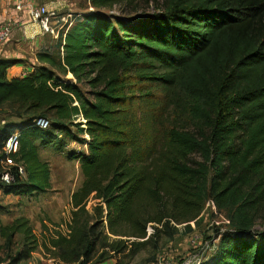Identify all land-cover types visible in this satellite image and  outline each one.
Listing matches in <instances>:
<instances>
[{
    "label": "trees",
    "instance_id": "obj_1",
    "mask_svg": "<svg viewBox=\"0 0 264 264\" xmlns=\"http://www.w3.org/2000/svg\"><path fill=\"white\" fill-rule=\"evenodd\" d=\"M140 1L89 0L92 11L23 77L9 78L22 60L0 58V110L8 104L20 119L0 128V193L46 191L47 175L35 182L26 170L43 167L40 147L64 137L87 145L70 153L83 182L69 217L42 222L39 235L27 217L0 221V264L37 252L40 264H122L154 238L149 226L191 230L209 201L229 230L201 264H264V231L254 230L264 213V0H163L127 17ZM115 7L122 17L107 15ZM14 134L25 176L12 167L5 184Z\"/></svg>",
    "mask_w": 264,
    "mask_h": 264
},
{
    "label": "rangeland",
    "instance_id": "obj_2",
    "mask_svg": "<svg viewBox=\"0 0 264 264\" xmlns=\"http://www.w3.org/2000/svg\"><path fill=\"white\" fill-rule=\"evenodd\" d=\"M89 0H49V3H40L49 10L60 13L73 12L80 9L83 13L92 11L89 8ZM68 5L69 8L58 10L56 4ZM141 11L132 14H125L133 17L151 15L155 12V4H163V0H141ZM47 4H51L50 6ZM88 7V8H87ZM87 8V9H86ZM86 9V10H85ZM120 7L107 11L108 16L122 17ZM59 40V39H58ZM56 43V41H55ZM58 43V42H57ZM71 78V77H69ZM19 114L13 111L7 104L0 110V128L8 123H18ZM45 120L49 122V117ZM77 122L85 120L80 117ZM85 127V126H84ZM76 132L75 127L70 128ZM81 141H89V136L79 137ZM72 152H87V145L81 142L72 141L64 137L62 144H54L49 147L39 148V158L43 167L29 165L27 177L35 182L45 181L47 175L46 191L31 196H5L0 193V221L4 224L24 216L30 219L37 235L41 233L42 222L48 225L63 224L69 217L71 209L72 194L81 186L83 175L80 163L70 156ZM95 201L89 203L93 206ZM173 228L161 230L156 233L154 227H148V236L154 234V238L148 245H145L132 259L122 257V264H201L209 260L214 254L218 245L217 232L225 233L229 230V221L224 214H221L214 202L209 201L198 221L190 223L191 230L186 224L177 225L172 223ZM256 232L264 231V213L257 220L254 227ZM0 244L2 240L0 239ZM16 249V247H15ZM1 257V255H0ZM120 258V257H119ZM42 255L39 252L33 258L20 264H40ZM52 264V262H48ZM113 264V263H112Z\"/></svg>",
    "mask_w": 264,
    "mask_h": 264
},
{
    "label": "crops",
    "instance_id": "obj_3",
    "mask_svg": "<svg viewBox=\"0 0 264 264\" xmlns=\"http://www.w3.org/2000/svg\"><path fill=\"white\" fill-rule=\"evenodd\" d=\"M16 0H0V22H14V31L11 41L0 50V58L19 59L23 63L9 69V78H18L25 76L36 66V54L41 49L53 47L59 41L54 34H39L33 36L30 34V16L28 8L40 3H49V0H24L21 4H15ZM64 4V3H63ZM56 4L58 10L67 11L68 5ZM51 5V4H47ZM71 11V10H70ZM77 15L82 16L84 13L78 9ZM80 20V19H79ZM25 33L27 35H25ZM56 41V43H55ZM117 264L116 259H111L103 264Z\"/></svg>",
    "mask_w": 264,
    "mask_h": 264
},
{
    "label": "built area",
    "instance_id": "obj_4",
    "mask_svg": "<svg viewBox=\"0 0 264 264\" xmlns=\"http://www.w3.org/2000/svg\"><path fill=\"white\" fill-rule=\"evenodd\" d=\"M24 0H16L15 4H21ZM30 16V34L36 36L39 34L52 33L57 39H64L67 32L79 21L80 16L73 12L60 13L52 11L45 5H33L28 8ZM14 22H0V50L8 44L13 36ZM25 35H27L25 33ZM37 126L41 129H48L49 122L45 119L37 120ZM18 134H14L6 144L3 153L6 154V159L2 161L1 181L5 184H10L13 181L12 167H17L21 175L25 176V171L21 166H18L13 155L19 152Z\"/></svg>",
    "mask_w": 264,
    "mask_h": 264
}]
</instances>
